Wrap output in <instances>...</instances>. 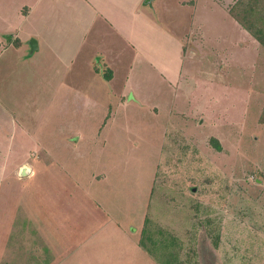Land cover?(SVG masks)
I'll return each instance as SVG.
<instances>
[{"label":"rangeland","instance_id":"obj_1","mask_svg":"<svg viewBox=\"0 0 264 264\" xmlns=\"http://www.w3.org/2000/svg\"><path fill=\"white\" fill-rule=\"evenodd\" d=\"M249 1L264 28V0H0V264L71 234L67 264H264V43L234 16ZM17 30L69 71L115 49V83L3 50Z\"/></svg>","mask_w":264,"mask_h":264},{"label":"crops","instance_id":"obj_2","mask_svg":"<svg viewBox=\"0 0 264 264\" xmlns=\"http://www.w3.org/2000/svg\"><path fill=\"white\" fill-rule=\"evenodd\" d=\"M179 1H180V3H182L184 5V4H186L185 3L186 1H190V0H183V1L179 0ZM152 2H154V0H152ZM145 3L146 2H144V4ZM146 4H148V3H146ZM192 5H194V4H192ZM33 8H31L26 13L25 16H26L27 20L31 19L30 16L34 12ZM31 10H33V11H31ZM97 16L100 17L101 19H106V21H108L109 24H111V27L113 26L114 22L111 20V18L107 14H105L102 11L99 10L97 12ZM41 31H42V29H40L36 25V23L34 22V25H32L31 29H30V35H34V36L38 37V35L41 33ZM12 34H15L16 36L21 37V39L19 40V44L17 46H15V45L10 43V42H13V40H11V41L9 40L10 36H12ZM12 34L9 35L6 38V40H2L1 41L2 49L5 50V49H7L9 47H16L18 50H20L22 52V54H26L27 53L26 55H29L28 52H24L22 50V48L25 45V42H24L25 39L22 38L20 31L17 30V31H15ZM87 34H89V33H87ZM45 37L49 39L48 35H45ZM45 37H44V40H43L42 43L38 42L39 48L37 50H35V52L32 54L33 56L31 55L30 58H33L34 56H36V54L48 55L50 53L49 56L53 57V61H52L53 64H56L57 62H60V63L63 62L64 65H65V68H66L65 72H64L63 75H61L63 80H66L67 78H70L72 76V78L74 77L75 80L77 81V82L75 81V86L76 87H80V88L84 87V82H85L84 79L85 78L86 79L98 80L102 76L104 78V80L109 82L111 85L113 83H115V80L117 78V73H118L117 66L115 65L113 60L108 58L109 55L111 56V51H113L115 49H113V50H104L103 49L105 51L103 55L106 56V61H107V64H108V66L105 67L104 69H101V67L97 65V60L102 61V59H104V56H103V58H102V55H101V57H98L99 55H96V53H94L91 56V58L88 60V62H89L88 65L85 62L83 63L84 60L80 61V62H75L77 60H73L71 62V64H70V71H69L68 70V68H69V60H67V57L64 55L63 51L62 52L58 51L57 47H55L52 44H50V42L49 43L46 42ZM124 41L127 42V45H129V46L134 44L133 41L131 40V38H129V37L122 38V42H124ZM123 44L126 45L125 43H123ZM25 48H27V46H25ZM29 49L30 48H29V43H28V48L26 49V51H28ZM118 52H119L120 55L124 54V52H120V51H118ZM56 66H57V64H56ZM86 67H87L88 72H87V75L85 74V76H84V73L82 72V69H84ZM129 68L130 67H129V64H128L127 71L129 70ZM122 70L124 72V75H122V76H124L123 83H124V85H126V83H129V81H130V79H129L130 75L127 74V71H126L125 68L122 69ZM105 73L107 75H109V78L105 77ZM61 77H59V78H61ZM101 80H103V79H101ZM104 80H103V82H105ZM122 91L124 92V90H122ZM124 97H125V95H124ZM74 141L75 142H68V143L73 144L72 145L73 147H77V144L79 143V141H76V140H74ZM45 147L47 149H50L49 151H51V152H49V155L51 157H53V152L54 151L52 150V148H50L46 144H45ZM93 176L98 178V177H102L103 174L98 173V174H93ZM106 178H107V175H105L103 179L105 180ZM76 238L77 237H72V234H71L70 240H67L66 238H64V240H62V241H53L51 244H49L48 241H41V240L35 241L34 244L32 245L33 247L30 249V254H33V256L30 258V263L29 264H42V263H40L42 261H44L46 264H67V263L63 262V260H62L63 258H61L60 255H64L66 249H69L68 245H71V247H72L74 245V243H76L75 242ZM78 241H81V239H79ZM80 243H83V242H80ZM10 245H13V244L10 243ZM98 245H99V243H98ZM41 250L44 252L43 253V257H41L42 256L41 254H39V252H41ZM60 259L62 260L61 262H60ZM10 264H16L15 257H13L11 259ZM18 264H20L19 261H18Z\"/></svg>","mask_w":264,"mask_h":264},{"label":"trees","instance_id":"obj_3","mask_svg":"<svg viewBox=\"0 0 264 264\" xmlns=\"http://www.w3.org/2000/svg\"><path fill=\"white\" fill-rule=\"evenodd\" d=\"M237 5L240 6L241 3L238 2ZM252 6H254V2L249 1V3L247 4V9H246L245 15H241V13L239 14L236 11H234V14H235L234 16L241 22V24H243L249 31H251L255 35V37H257L261 42L264 43V28L260 27V28L256 29L255 24H254L255 21H253L252 16H251V12L249 11V7L252 10ZM105 77L109 78V75H107L105 73ZM148 221H150L149 217L146 218L145 224ZM142 231L143 232H142L140 243H141V245H143V247L147 248V250L151 253L152 250L150 249V245L148 244L147 238L149 237V239L151 240L152 237L150 236V234H148V231L146 229V225H145V229H143ZM171 239L175 240L176 238H171ZM173 260H174V258L165 259L163 264H173V262H172Z\"/></svg>","mask_w":264,"mask_h":264},{"label":"water","instance_id":"obj_4","mask_svg":"<svg viewBox=\"0 0 264 264\" xmlns=\"http://www.w3.org/2000/svg\"><path fill=\"white\" fill-rule=\"evenodd\" d=\"M145 2L150 4V5H153L152 0H146ZM29 44H30L29 54L31 55L35 50H37L39 48V45H38L37 39L34 37H32L29 40ZM28 171H29V168L27 166H23L21 169V173H23V174L27 173Z\"/></svg>","mask_w":264,"mask_h":264}]
</instances>
